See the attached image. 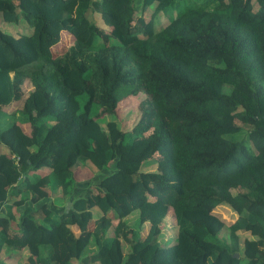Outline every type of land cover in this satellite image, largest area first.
<instances>
[{
  "label": "trees",
  "instance_id": "16d2710c",
  "mask_svg": "<svg viewBox=\"0 0 264 264\" xmlns=\"http://www.w3.org/2000/svg\"><path fill=\"white\" fill-rule=\"evenodd\" d=\"M130 97L131 129L100 122ZM24 249L25 264H264V0H0V264Z\"/></svg>",
  "mask_w": 264,
  "mask_h": 264
},
{
  "label": "rangeland",
  "instance_id": "374dc122",
  "mask_svg": "<svg viewBox=\"0 0 264 264\" xmlns=\"http://www.w3.org/2000/svg\"><path fill=\"white\" fill-rule=\"evenodd\" d=\"M148 12H149L148 9L144 12L145 17H147ZM162 21H163V19H161V22ZM1 26L4 29H6L8 31H11V32H13L15 34L18 33L16 31V27L14 25H12V24L5 23V22H1ZM69 38H70V36L68 34H66V33H64L63 35H61V39H60L59 43L55 44V46L52 48L54 55L56 53H58V51H59L60 48L61 49L64 48V45L66 44V41L69 40ZM98 110H99V108H98ZM15 116H17V115H15ZM15 116L14 115H6L1 120V123H5L6 121L11 120L13 117H14V119H17ZM139 118H140V107H138L137 100L134 103L133 97H130L128 99V106H126L125 108L121 109V111H119V114L118 115L107 114V113H101V114H99V119L101 120L100 122L103 125L106 124L107 121L114 119V120H116L118 122L119 126L123 130H129V129H131L133 127V125L139 120ZM19 121H20V119H19ZM22 125H23V127H24L25 130L28 129V126H27L26 123H23ZM93 171H94V169H92V167H90V166H88V167H86V166L79 167L76 170V177L79 180L78 185H82V184L86 183L87 181L89 182V180H90V177L89 176H91L93 174ZM27 193L28 192L20 193V195H21V197H23ZM16 197H17L16 194H12L10 196L9 200H13ZM71 197H72V195H71ZM50 200L51 199H48L47 200V205H49L48 203H50ZM66 204H67V202H66ZM214 212L218 216H220L221 218H223L225 221H227V222L228 221L230 222L232 220V218L234 217V214L232 213V211L230 210V208L228 206L224 205V204L217 205V207H215ZM135 217H136V213L133 212V213L127 215V218H126L125 221L128 224L129 223L130 224H133V222L135 221ZM117 219H118V217H116L115 219H113L114 225H116V228L118 229V231L120 233L125 232L126 229L128 228L126 222H124V220H122V219L120 220V218L118 219V221H117ZM174 219L175 218L173 217L172 211H169V215H167V217L164 218L161 221V226H160L161 227V232H160V239L161 240H169L170 241V240H172L174 238L175 233H176V225L174 223ZM93 225H94V222L93 221H90L89 226L87 227V230L88 231L89 230H92ZM146 228H147L146 225H143V227H142V232L143 233H145L147 231ZM223 232H222L223 233L222 236H224L226 238V242L233 244L235 238H232L230 236L228 229L226 228ZM243 233H245V232L242 231V230H239L238 231V234H240V235H239V239L238 238L236 239V243L239 244V242L240 243L242 242V240L244 238V234ZM21 256H23V255L21 254ZM25 260L27 261V256H26V259ZM13 262H15V260H13Z\"/></svg>",
  "mask_w": 264,
  "mask_h": 264
},
{
  "label": "crops",
  "instance_id": "0c3cea01",
  "mask_svg": "<svg viewBox=\"0 0 264 264\" xmlns=\"http://www.w3.org/2000/svg\"><path fill=\"white\" fill-rule=\"evenodd\" d=\"M21 254L23 256H21ZM21 254H19L16 257H10L8 254H6L5 258H7V260H5V264H25L26 263V260L25 259H26V256H28L29 251L27 249H24L21 252ZM13 260H15V262H13Z\"/></svg>",
  "mask_w": 264,
  "mask_h": 264
},
{
  "label": "water",
  "instance_id": "95a60500",
  "mask_svg": "<svg viewBox=\"0 0 264 264\" xmlns=\"http://www.w3.org/2000/svg\"><path fill=\"white\" fill-rule=\"evenodd\" d=\"M235 255H238V253H236Z\"/></svg>",
  "mask_w": 264,
  "mask_h": 264
}]
</instances>
